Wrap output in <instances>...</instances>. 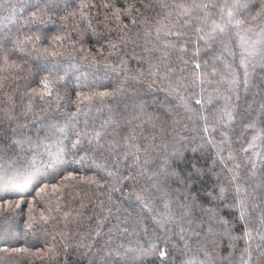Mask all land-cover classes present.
<instances>
[{
  "label": "trees",
  "instance_id": "obj_1",
  "mask_svg": "<svg viewBox=\"0 0 264 264\" xmlns=\"http://www.w3.org/2000/svg\"><path fill=\"white\" fill-rule=\"evenodd\" d=\"M208 2L0 0V264L250 260L249 239L224 229L244 231L233 198L252 197L257 220L264 200V0H212L256 5L215 12L190 6ZM178 95L202 100L199 123ZM109 119L120 137L136 135L147 170L133 180L135 156H122L130 178L114 191L99 161L81 162L83 147L65 149L78 130ZM222 183L231 184L227 198ZM141 188L154 197L150 208ZM165 198L173 219L161 225Z\"/></svg>",
  "mask_w": 264,
  "mask_h": 264
},
{
  "label": "snow or ice",
  "instance_id": "obj_2",
  "mask_svg": "<svg viewBox=\"0 0 264 264\" xmlns=\"http://www.w3.org/2000/svg\"><path fill=\"white\" fill-rule=\"evenodd\" d=\"M185 5H177V7H184ZM191 7L195 8H205V9H212L214 12L217 9H238V8H246L251 9L256 7L255 4L251 5H242L238 3H213L212 0H209L208 3H201V4H192ZM45 8H49L50 5L45 4ZM160 7H167V5L161 4ZM40 11H43V9H40ZM260 14L261 19L264 20V3L260 6ZM232 11L228 12V17L231 18ZM118 18V17H117ZM255 19V17H253ZM236 23H241V21H236ZM243 63V61L241 62ZM116 91H119L117 89ZM170 94H175L174 92H170ZM105 93H100V96H105ZM211 102V101H210ZM177 103L183 105L186 112H188L193 120H195L197 123H199V120L201 118V113L204 111L203 108L199 107L202 104V100H196L195 104L196 106H193L190 103V99L188 97H185L183 95L177 96ZM136 107L143 108V101H139L136 104ZM228 115L230 118H232V113L229 112ZM213 120H215V117H212ZM249 119H252L249 117ZM254 122V121H253ZM259 122L262 126H264V89L261 90L260 93V115H259ZM68 126L70 127L72 121L71 119L67 122ZM215 127V124H213ZM248 127H251V125H247ZM118 128H119V121L113 122L111 119L106 120L102 125L99 126V129L97 130L95 127L89 128L88 126H85L83 130H78L77 135L79 136V142H74L71 149H68L67 145H65L66 151H72L73 155H76L80 152L81 148L83 147L84 156L81 162L83 163L84 160H92V161H99V163L96 164L98 168H101L105 170L108 173V176L111 177L110 183L112 185V188L110 191L117 190L121 188V186L126 183L129 178L131 177L133 180L136 176L143 175L146 173V169L144 168L142 162H141V154L144 153L145 149L141 147L139 143H137V137L135 134H130L127 137H120L118 135ZM109 131L113 133L111 139H106L108 137ZM205 131H207V128H205ZM261 132L264 133V127L261 128ZM87 141V143H85ZM30 143V141H29ZM204 143H207L206 141ZM213 143L215 141L213 140ZM107 144V152L108 155L104 156L103 159H101V153L104 150V145ZM123 149V151H119ZM116 152V156H112L111 153ZM58 155V153H57ZM178 155V153H177ZM122 156H135V159L133 160V166H134V174L130 173V177H125L121 174V169L118 167V165L121 163V157ZM261 159L264 160V152L260 153ZM253 167H255V161H252ZM164 170L166 172H169L172 175H175V172L171 170L168 165L167 161H165L162 165ZM115 168V170H113ZM194 171H197L194 169ZM206 171V170H205ZM264 175V173H262ZM235 179V177H233ZM248 180L253 179L252 177H248ZM262 186H264V181H261ZM156 187L157 191H160L162 195L167 197V193L163 191L162 186L160 185H153ZM219 188V195L224 196L227 198V193L231 191V184H221L217 186ZM237 191L239 192V186H237ZM136 196L138 199H140L144 203L145 208H150L152 206V202L154 197L152 196L151 192L145 189H139L136 191ZM213 196L215 198H219V196L216 195V190L214 188L213 190ZM252 197L247 198H241L239 201H237L235 198L232 199L231 203L229 204V207H238L240 209V219L244 221V231L238 235L233 236L230 232V224L224 229V235L229 236V238L233 241L239 240L241 238H248L249 244L242 250V255L250 256V260L244 262V264H264V200L260 201V207H261V215L258 218H254V204L247 203V201H250ZM164 203V210L160 211L156 214L157 221L164 225L167 221H170L173 219V216L171 214V211L169 209L168 200L165 198L163 200ZM215 214V213H214ZM139 219V218H138ZM252 233H255V235H252ZM258 236L260 238V244L258 247L253 248L252 243L255 242V238ZM79 243V242H77ZM81 247H84V244H80ZM130 255H135V252H131Z\"/></svg>",
  "mask_w": 264,
  "mask_h": 264
}]
</instances>
